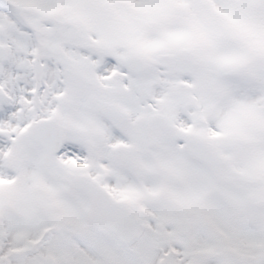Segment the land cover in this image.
I'll list each match as a JSON object with an SVG mask.
<instances>
[{"label": "snow or ice", "instance_id": "obj_1", "mask_svg": "<svg viewBox=\"0 0 264 264\" xmlns=\"http://www.w3.org/2000/svg\"><path fill=\"white\" fill-rule=\"evenodd\" d=\"M0 264H264V0H0Z\"/></svg>", "mask_w": 264, "mask_h": 264}]
</instances>
